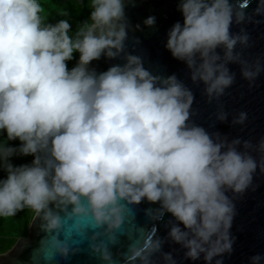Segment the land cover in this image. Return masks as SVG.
I'll return each instance as SVG.
<instances>
[{
  "label": "clouds",
  "instance_id": "obj_1",
  "mask_svg": "<svg viewBox=\"0 0 264 264\" xmlns=\"http://www.w3.org/2000/svg\"><path fill=\"white\" fill-rule=\"evenodd\" d=\"M136 4L90 0L89 19L70 35L67 19L47 22L39 0H0V132L19 142L0 144V217L27 208L40 221L32 264L85 252L100 264H177V249L164 251L169 241L184 259L204 264H224L234 251L235 202L256 190L257 171L264 174V137L229 140L192 120V89L134 54L141 40L132 33L155 28L157 19L133 24L126 9ZM250 4L177 0L182 22L167 30L164 47L194 86L203 85L206 102H215L209 127L228 121L221 97L236 82L229 65L239 66L250 89L264 72L262 54L246 55L252 38L241 26L264 23L256 18L264 17V0L248 13ZM101 58L123 62L98 71L92 62ZM247 120L239 111L231 124ZM28 156L29 163H12ZM144 202L157 205L142 210L149 221L173 218L165 236L156 223H134L135 206ZM122 237L128 243L114 252ZM249 261L262 264L264 255Z\"/></svg>",
  "mask_w": 264,
  "mask_h": 264
},
{
  "label": "water",
  "instance_id": "obj_2",
  "mask_svg": "<svg viewBox=\"0 0 264 264\" xmlns=\"http://www.w3.org/2000/svg\"><path fill=\"white\" fill-rule=\"evenodd\" d=\"M176 3L177 0H137L135 7L129 6L126 9L127 15L133 24H142L143 19L150 15L157 18L155 28L142 25V31L132 33L141 40V44L137 46L134 54L144 57V66L149 70L163 75L175 73L192 89L195 94L193 109L196 110V115L192 117V120L196 124L203 126L209 132L219 131L221 134L227 135L229 140L240 137L241 139H250L256 144L261 137H264V72H261L257 78L256 86L250 89L248 82L240 77L239 66L230 64V69L236 72V82L226 90L228 95L221 97L224 109L229 113L228 121L224 123L215 122L214 127H209L215 119L211 115L216 111L215 102L212 104L206 102L205 97L201 94L203 85L194 86L188 78V70L185 65L175 60L164 47L167 30L175 21L182 22V15L176 10ZM256 6L257 0H251V4L246 11L251 13ZM256 18L264 19V17ZM241 26L246 27L252 38V47L246 50V55L249 59H252L262 54L261 59L264 63V23L259 25L249 23ZM241 26L234 24L231 31L236 32ZM128 44V50L132 52L131 41H128ZM122 62L101 58L99 61H93L92 66L96 67L98 71H103L110 64ZM239 111L248 113V120L244 126L231 124L232 117ZM253 155L257 154L253 153ZM253 182L257 185L256 190L247 191L242 198L235 202L236 216L232 222L231 232L236 240L233 245V253L230 256H224V264H250L249 257L252 255L256 253L264 255V174L257 171ZM228 194L232 195V193ZM156 206L147 202L135 206L134 223L146 229L151 228L152 223H156L157 234L163 237L168 230L165 226L166 222L173 219L170 214H165L162 221L151 222L142 211L145 208ZM39 224L40 221L34 214L28 226V235L17 238L7 251L0 253V264H32L30 257L33 250L38 247L40 238L43 235L39 230ZM127 243V239L122 237L120 247L113 249V251L123 250ZM172 249H177L173 253L177 264H204L202 259L197 261L184 259V250L179 245L173 244L171 241L166 242L164 251H171ZM157 260L158 264H162L158 258ZM56 264H100V262L91 258L85 252L73 256L69 261L59 260Z\"/></svg>",
  "mask_w": 264,
  "mask_h": 264
},
{
  "label": "trees",
  "instance_id": "obj_3",
  "mask_svg": "<svg viewBox=\"0 0 264 264\" xmlns=\"http://www.w3.org/2000/svg\"><path fill=\"white\" fill-rule=\"evenodd\" d=\"M47 22L56 23L60 19H67L72 25L70 35H73L78 25L87 21L90 16V0H39ZM66 11L67 16L60 15L61 11ZM78 56V54H75ZM75 59L69 61V67L75 64ZM18 144V141H8L6 135L0 132V144ZM32 157H14L12 163H29ZM6 176V172L0 167V179ZM34 213L31 209H24L18 212L14 217H0V251L8 250L17 237H26L28 235V226Z\"/></svg>",
  "mask_w": 264,
  "mask_h": 264
},
{
  "label": "flooded vegetation",
  "instance_id": "obj_4",
  "mask_svg": "<svg viewBox=\"0 0 264 264\" xmlns=\"http://www.w3.org/2000/svg\"><path fill=\"white\" fill-rule=\"evenodd\" d=\"M0 253H2V252L0 251Z\"/></svg>",
  "mask_w": 264,
  "mask_h": 264
},
{
  "label": "rangeland",
  "instance_id": "obj_5",
  "mask_svg": "<svg viewBox=\"0 0 264 264\" xmlns=\"http://www.w3.org/2000/svg\"><path fill=\"white\" fill-rule=\"evenodd\" d=\"M18 238V237H17Z\"/></svg>",
  "mask_w": 264,
  "mask_h": 264
}]
</instances>
